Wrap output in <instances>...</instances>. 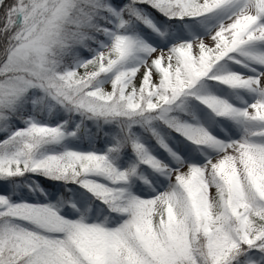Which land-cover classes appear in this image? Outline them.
I'll use <instances>...</instances> for the list:
<instances>
[{
  "label": "snow or ice",
  "instance_id": "snow-or-ice-1",
  "mask_svg": "<svg viewBox=\"0 0 264 264\" xmlns=\"http://www.w3.org/2000/svg\"><path fill=\"white\" fill-rule=\"evenodd\" d=\"M0 134V264H264V0H0Z\"/></svg>",
  "mask_w": 264,
  "mask_h": 264
},
{
  "label": "trees",
  "instance_id": "trees-1",
  "mask_svg": "<svg viewBox=\"0 0 264 264\" xmlns=\"http://www.w3.org/2000/svg\"><path fill=\"white\" fill-rule=\"evenodd\" d=\"M85 55H86V53H85ZM2 139H4V136L2 134H0V140H2Z\"/></svg>",
  "mask_w": 264,
  "mask_h": 264
},
{
  "label": "rangeland",
  "instance_id": "rangeland-1",
  "mask_svg": "<svg viewBox=\"0 0 264 264\" xmlns=\"http://www.w3.org/2000/svg\"><path fill=\"white\" fill-rule=\"evenodd\" d=\"M211 191H212V193L214 194L215 190H214V189H212Z\"/></svg>",
  "mask_w": 264,
  "mask_h": 264
}]
</instances>
